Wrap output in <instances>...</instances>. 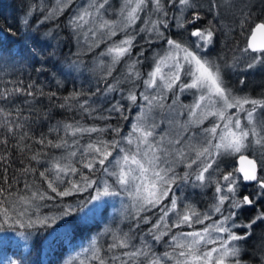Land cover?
I'll return each instance as SVG.
<instances>
[{
  "label": "snow or ice",
  "instance_id": "snow-or-ice-1",
  "mask_svg": "<svg viewBox=\"0 0 264 264\" xmlns=\"http://www.w3.org/2000/svg\"><path fill=\"white\" fill-rule=\"evenodd\" d=\"M251 7L244 0L239 5L235 0H120L118 6L112 0H55L49 8L40 0L43 19L27 13L43 25L75 9L66 26L77 42L84 37L102 75L95 91H73L59 107L118 123L73 120L49 128L55 138L31 135L26 129L31 112L25 115L29 98L45 93L23 79L3 80L16 61L0 47V264H24L22 257L4 253L18 249L21 241L30 249L41 229H52L74 213L82 222L94 219L107 203L104 198L115 197L121 198L115 210L121 221H131L129 231L106 226L99 234L110 236L106 246L95 237L65 264H245L243 245L264 225V97L239 96L229 80L241 64L242 74L264 68V41L256 42L258 33L264 35V15ZM224 12L231 15L230 26L219 23ZM170 21L178 31H169ZM237 30L239 38L229 48L227 37ZM118 33L122 38L114 39ZM221 35L224 49L212 55ZM103 44L97 55L94 49ZM145 46L159 50L147 57ZM146 60L151 63L145 73ZM119 65L124 71L117 79ZM109 78L114 82L107 83ZM117 92L119 99L108 101ZM185 94L193 97L190 104L181 100ZM56 95L50 92L48 99ZM100 97L107 107L94 106ZM134 109L125 134L123 121ZM103 112L108 115L95 116ZM12 148L31 155L9 175ZM189 187L212 190L207 208L190 200ZM81 194L83 199L65 202ZM50 206L56 211L41 212ZM141 225L150 227L144 231ZM58 235L53 229L45 239L54 245ZM165 241L167 250L158 254L155 245Z\"/></svg>",
  "mask_w": 264,
  "mask_h": 264
},
{
  "label": "trees",
  "instance_id": "trees-1",
  "mask_svg": "<svg viewBox=\"0 0 264 264\" xmlns=\"http://www.w3.org/2000/svg\"><path fill=\"white\" fill-rule=\"evenodd\" d=\"M77 1V0H76ZM47 7L51 8L55 4V0H44ZM40 0H0V47L6 53H9L15 58L16 65L14 69H10L7 74L3 75V80H19L23 79L25 85L34 83L36 89L42 90L45 95L37 96L32 101L31 108L25 112V115L29 116V123L26 125V129L29 133L36 138H39L41 134L49 135V138H55L56 133H48V129L54 127L58 123L71 122L73 120H80L82 124L86 125H98L103 126L105 123L117 124V120L105 121L102 119L92 118L84 116L76 109L69 110L67 108H60L59 105L64 103V97L69 95L73 91H82L88 93L89 89L95 91L97 87V80L100 79L102 72L95 66V56L92 52H89L87 45L84 43L82 37L77 42L75 34L69 29L66 24L72 11H66L61 16L54 18L53 20L45 21L43 25L37 23V20L33 17L43 19L39 15ZM259 6V5H257ZM35 9V10H33ZM33 11V17H27V13ZM252 11V10H251ZM256 15H264V10L257 9L254 11ZM46 14V13H45ZM171 15V13H170ZM27 17L28 24H24L23 20ZM211 19V17H209ZM140 23L139 21L137 22ZM173 27L169 30L171 32L178 31L175 28V22L170 21ZM219 23L225 25H231L232 18L230 13L223 14ZM225 32L228 28L224 29ZM249 34V33H248ZM247 34V35H248ZM121 35H117L120 37ZM114 38V39H117ZM239 38V32L237 30L235 36L229 35L227 37L228 47L231 48L236 44ZM139 39V38H138ZM141 43H143L141 41ZM226 38L224 35L220 36V42L216 46L215 50L211 53L216 55L221 49H224ZM247 41L245 40L240 46L243 47ZM105 44L99 48L94 49V52L98 55L100 51L104 50ZM139 48L134 50L138 51ZM154 48L149 49L145 46V53L147 57L152 56ZM231 57V52H229ZM148 65L144 64L141 67V71H149L150 60H147ZM79 66V70H78ZM118 66L115 76L117 79L121 77L120 68ZM37 68H42L41 72H37ZM243 64L238 70L237 80H245V84L241 85L239 89L235 87V84L229 81V86L237 92L244 93L245 96L252 98L264 97V68H257L248 70L246 74H242ZM114 80L109 78L107 83H113ZM105 81H100L99 87L103 89ZM2 86V85H0ZM127 87L126 85L124 86ZM55 92L57 95L52 100L48 99V93ZM115 96L119 99V93L109 94L108 101L112 100ZM185 94L182 97H188ZM108 101H105L102 97L97 99V103L94 106L107 107ZM138 109H134L128 112L129 120L123 121V131L127 134L134 115ZM108 115L107 112L96 113L95 116ZM205 126H208V122H205ZM2 134V133H0ZM62 134V133H61ZM87 142V141H84ZM15 140H10V144L15 145ZM33 151H36L38 146H32ZM3 154V146H0V155ZM57 154H59L57 152ZM31 153H20L17 149H11V165L9 169V175H12L16 169L23 167L20 163L24 160V163H28L27 157ZM34 163V162H33ZM236 166V165H233ZM20 187L23 186V179L21 178ZM46 187V186H45ZM185 194L190 200L197 204V207L201 210L208 207L211 203L212 190L210 189H192L191 187L185 189ZM84 195L81 194L77 197L66 198L65 202L74 203L78 199H83ZM51 205L52 202H48ZM120 208H112L107 202L104 208L98 212L94 219L87 222H82L77 219V214H73L72 217H65L68 223L65 224L64 220H58L52 229H41L40 235L34 237V240L30 242V249L24 246V242L21 241L20 247H9L4 253L7 257L12 259L23 258L24 264H65V261L70 257L76 256L83 248H87L91 240L99 236V242L106 246L110 242V236H100L106 226L115 228L117 225L124 232H128L131 226V221H121L119 213L115 210ZM53 207L42 208L41 212L49 214L55 212ZM252 215V214H249ZM115 217V218H114ZM147 227H150L148 225ZM147 227L141 225V228L146 231ZM199 227V226H198ZM53 229L59 230L57 236V242L54 245H49L45 237L48 236V232ZM186 230V229H182ZM69 233L65 235V233ZM133 234L137 236L136 243L139 244L138 234L133 231ZM255 236V235H254ZM257 245L253 244L254 250L242 255L245 264H264V233L256 236ZM167 250L165 243L156 244L155 251L159 254ZM13 252L16 255L13 256ZM78 264V261H77Z\"/></svg>",
  "mask_w": 264,
  "mask_h": 264
},
{
  "label": "rangeland",
  "instance_id": "rangeland-1",
  "mask_svg": "<svg viewBox=\"0 0 264 264\" xmlns=\"http://www.w3.org/2000/svg\"><path fill=\"white\" fill-rule=\"evenodd\" d=\"M77 2V4H79V3H81V0H77L76 1ZM84 2H86V0H84ZM235 2L237 3V5H239L240 4V0H235ZM244 2L245 3H249V4H251L252 5V7H251V10L254 12V11H256L257 9H262V10H264V0H244ZM119 3H120V0H112V4H113V6H118L119 5ZM257 5H259V6H257ZM75 9H72V12L74 11ZM72 12H71V14H72ZM225 13H227V12H224V14ZM111 18H114V17H111ZM120 35V34H119ZM82 37V39L84 40V37L83 36H81ZM119 38H122V36H120V37H117V39H119ZM107 45L105 44V46L104 47H106ZM154 48V51H158L159 49L158 48H155V47H153ZM152 48V49H153ZM154 51H152V53L154 52ZM95 62V66L97 65V61L95 60L94 61ZM148 63L149 62H147V60L144 62V64H146V65H148ZM149 70H150V68H149ZM238 70L239 69H237V71L235 72V73H231L230 74V80L229 81H231V83H233V84H235V87L237 88V89H239L240 87H241V84L239 83V81L236 79L237 78V75H238ZM124 71V66L122 65L121 66V68H120V72L122 73ZM235 92H236V94L237 95H239V96H245L244 95V93H241V92H237L236 90H234ZM181 100L183 101V103H185V104H190L191 102H192V100H193V97L191 96V95H189L188 97H181ZM169 103H170V101H169ZM136 115V114H135ZM135 115H134V117H135ZM133 117V118H134ZM160 119V116L158 115L157 116V120H159ZM133 121V120H132ZM132 123V122H131ZM107 202H109V206L110 207H112L113 209L114 208H120L121 207V198L120 197H115V198H104ZM264 233V225H261L260 227H258V228H256L255 229V232H254V235H253V237H252V239H250L248 242H247V244H245V245H243V248H244V253L243 254H245V253H248V252H251V251H253L254 250V248L256 247V245H257V240H255V238H256V236L258 237V235H260V234H263ZM253 244L255 245V247L254 248H252L253 247ZM258 246V245H257ZM242 254V255H243ZM264 257V256H263Z\"/></svg>",
  "mask_w": 264,
  "mask_h": 264
},
{
  "label": "water",
  "instance_id": "water-1",
  "mask_svg": "<svg viewBox=\"0 0 264 264\" xmlns=\"http://www.w3.org/2000/svg\"><path fill=\"white\" fill-rule=\"evenodd\" d=\"M248 37H249V38L251 37L250 32H249V34H248ZM262 41H264V35L258 33L257 36H256V42L259 43V42H262ZM236 166H237V165H236Z\"/></svg>",
  "mask_w": 264,
  "mask_h": 264
}]
</instances>
